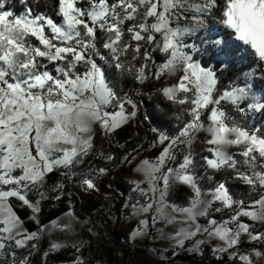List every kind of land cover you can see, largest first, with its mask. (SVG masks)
<instances>
[{
    "label": "snow or ice",
    "instance_id": "obj_1",
    "mask_svg": "<svg viewBox=\"0 0 264 264\" xmlns=\"http://www.w3.org/2000/svg\"><path fill=\"white\" fill-rule=\"evenodd\" d=\"M73 188L134 264H264V0H0V264H94Z\"/></svg>",
    "mask_w": 264,
    "mask_h": 264
},
{
    "label": "trees",
    "instance_id": "obj_2",
    "mask_svg": "<svg viewBox=\"0 0 264 264\" xmlns=\"http://www.w3.org/2000/svg\"><path fill=\"white\" fill-rule=\"evenodd\" d=\"M172 126H175V121H173ZM153 136V133L149 131V127L147 124H144L142 127L138 124L128 125L123 130H120L116 137L114 138L113 144L116 145L117 143L119 145H125L128 143L129 145H135L140 144L142 142H145V138L147 137L148 140H151ZM97 145L98 147L101 145V137L98 134L97 136ZM146 150H148L147 144ZM103 148L106 151H110L115 153L117 151L116 147H109L107 142H103ZM129 151L131 148L129 147ZM119 170H115L113 173V177L116 176V172ZM113 188L117 189L118 191H125L127 188L126 181L123 180H116V182L113 184ZM73 191L74 188L72 189ZM111 192L110 189H108V181L105 180L102 187L101 192ZM116 194V193H114ZM78 195V194H77ZM76 208L80 212L81 216L83 218H88L89 216H94V218L97 221V227L99 234L101 236V239L99 241L96 240L95 237L91 238V248L85 250V257L94 258V264H115V261L117 259V240L119 239V234H113L111 232H108L105 226H102L103 223H101L100 219H97V209L98 204L97 200L94 197H91V199L82 201L81 198L76 201ZM66 207L63 204H60L58 206H49L46 208V214L50 215L52 219H54L57 215H60L62 211H66ZM22 216L24 215L23 211L20 213ZM125 237V236H124ZM142 250L135 248L134 253H140ZM66 258L71 257V251L64 254ZM180 260L190 262L191 259L187 256H181Z\"/></svg>",
    "mask_w": 264,
    "mask_h": 264
},
{
    "label": "rangeland",
    "instance_id": "obj_3",
    "mask_svg": "<svg viewBox=\"0 0 264 264\" xmlns=\"http://www.w3.org/2000/svg\"><path fill=\"white\" fill-rule=\"evenodd\" d=\"M137 124L141 127L143 126V125H140L139 123H137ZM154 152H155L154 149L148 148V150L143 152L142 155L151 156ZM130 178H131V176H127L126 178L115 176L116 180H123V181H126V179H130ZM74 190L78 194V196H80L82 201H86V200L91 199V197H88L86 195H82L77 188H74ZM102 193H106V194L111 193L115 199V202L117 204L119 203V200L116 198V194H114L112 192H106V191L105 192L102 191ZM93 197L97 200V198L95 196H93ZM97 204H98V209H100L102 207V200H97ZM94 216H96V215L91 216V218L97 224V221L94 218ZM104 219L105 218L103 216L100 217L101 223H103ZM102 226H104V224ZM106 229L108 232H111V233L114 232L113 234H116V233L119 234L110 225L108 227H106ZM125 235H126V233H125ZM125 235H119V239L117 240V242H118L117 248H116L117 259L115 261V264H134L135 261H140L142 259L147 258V256L150 255L147 252V249H142V251L140 253H134V249L138 248V247L136 245H134L131 241H129L127 244V247H125V237H124ZM182 256H187V254H182ZM176 264H193V261L186 262V261L179 259L178 261H176Z\"/></svg>",
    "mask_w": 264,
    "mask_h": 264
}]
</instances>
